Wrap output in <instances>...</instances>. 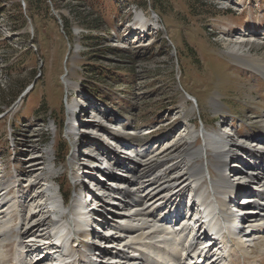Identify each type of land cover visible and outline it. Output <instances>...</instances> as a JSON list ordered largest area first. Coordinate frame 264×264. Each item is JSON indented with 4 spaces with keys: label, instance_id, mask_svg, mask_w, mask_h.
I'll return each mask as SVG.
<instances>
[{
    "label": "rangeland",
    "instance_id": "374dc122",
    "mask_svg": "<svg viewBox=\"0 0 264 264\" xmlns=\"http://www.w3.org/2000/svg\"><path fill=\"white\" fill-rule=\"evenodd\" d=\"M24 1L0 0V182L13 187L18 180L30 179L35 174L33 165L38 163L32 161H44L52 170L47 175L55 196H62L71 206L73 198L81 196L79 182L74 184L72 178L97 160L96 147L113 143L108 133L135 139L136 148L144 150L161 140L156 146L159 152L172 145L177 150L184 144L201 146L202 136L190 137L189 132L202 129L211 134L234 133V137L229 135L232 144L250 138L254 142L251 147L261 148L255 143L264 139V72L230 55L225 43L244 35L253 42L248 48L250 59L264 66V0H158L163 10H156L149 0L146 3L150 5L144 7L143 0H128V9L113 15V32L110 36L98 34L104 39L95 48L82 43L79 34L84 31L62 4L51 8L59 28L45 25L49 44L40 47ZM62 17L71 20L72 26V36L69 40L64 36L65 41L60 36L64 34ZM102 46L114 51L103 52ZM117 48L121 51L115 53ZM102 73L109 78L100 82L96 78ZM93 81H99L106 101L115 103L117 114H124L126 122L121 129L117 123L107 126L100 117L94 120L89 113L84 117L78 113V136L70 132L74 127L69 113L97 105L94 97L82 90L85 83ZM133 128L139 130V138L137 133H129ZM81 142L88 144L86 150ZM209 152L212 156L210 148ZM234 156L245 162L239 153ZM126 159V164L134 161L131 154ZM115 174L111 176L118 179ZM231 175L230 182L236 183ZM97 185L86 184L83 189L94 198L99 196L100 185L110 191L116 184L104 183L102 177ZM109 191H102V199L109 205L116 202L115 209L119 202L111 200ZM29 192L23 184L13 189L19 199ZM111 206L100 209L98 215L108 218L109 227L118 226L117 215L109 211ZM94 217L97 222L103 219ZM104 221L101 226L106 229ZM95 227L100 236L106 234ZM263 236L255 235L246 251L236 253L226 264H264ZM81 245L76 244L74 250Z\"/></svg>",
    "mask_w": 264,
    "mask_h": 264
},
{
    "label": "bare ground",
    "instance_id": "6f19581e",
    "mask_svg": "<svg viewBox=\"0 0 264 264\" xmlns=\"http://www.w3.org/2000/svg\"><path fill=\"white\" fill-rule=\"evenodd\" d=\"M253 33H249L248 36ZM225 44L229 45L230 55L251 63L264 72V66L250 59L248 48L253 44L251 40H246L243 35ZM92 129L94 130V127ZM74 134L80 136L77 132ZM195 134L202 136L201 146L196 147L194 143H190L184 144L183 148L177 150L172 145L159 152L156 146L162 141L158 140L148 149L130 150L133 156L135 153L134 157L138 163L137 166L132 167L122 166V171L126 173L125 179L112 178V182L119 184L115 185L116 191L107 195L114 198L111 200L121 199V201H118L115 209L113 205L116 202L110 204L112 209L109 211L117 215L119 225L117 224L118 226L113 229L107 224L108 218L105 219L103 225L107 232L105 237L108 235L109 237L100 238L99 241L103 242V246L102 242L98 244L92 240L94 243L92 246L81 245L78 250L73 248L76 245L74 239L77 233L82 231V227L90 228L92 223L97 222L94 221V215L102 219L98 211L100 209L105 211V207L110 206L107 201H103L104 198L102 199V193L109 191L104 189V185H100L99 196H95V199L91 198V205L95 207L81 205L77 198H73L71 206H67L62 196L61 199L55 196V188L49 184L50 177L47 175L52 170L44 161L40 163L33 160V163L38 162L32 168L35 174L22 182L17 179L13 187L12 184H7V181H1L0 264H81L82 261L84 264H184L187 260L183 253L191 254L187 240L198 234L196 247L198 243L204 242L201 240L202 235H209L213 230L225 244L224 247L216 250L219 251L218 254L226 256L219 258L218 254H215L210 259L200 256L195 264L201 261L203 263L207 261L205 264H226L227 260H232L236 253L246 251V244L242 239L229 238V228L224 222L228 219L224 210L225 205L221 200L225 197V193L231 190L240 191L243 185L249 186L252 191L246 193L248 199L245 201L248 200V205L252 209L243 214V221L250 222V225H247L251 227L248 240H254L253 237L257 234H264V139L257 140L255 144L261 148H255L251 147L254 142L250 138L232 144L229 135L224 133L211 134L206 133L204 129L200 133L189 132L190 137H195ZM187 137L188 133L182 139ZM80 145L84 149L88 147L86 142H81ZM75 148L76 144L72 148L74 156L72 159L76 155ZM209 148L212 150V156ZM234 153L244 156L245 162L242 158L234 156ZM199 160L202 161L201 164L197 163ZM92 163V166H95L97 162L95 160ZM209 163L213 166L212 169ZM242 166L245 167L244 171L241 169ZM90 172L87 171L91 174ZM36 174L37 178L33 180ZM229 174H233L231 176L237 179L236 183L230 182ZM72 180L75 184L77 177ZM22 184L31 189V192L24 199L22 198L23 200L13 194V189L16 190ZM123 192L124 196L117 198ZM136 199H140V202L131 207ZM85 203L87 201L83 204ZM142 203H145V207ZM160 206L162 209L158 208ZM168 206L178 211L181 209L179 206H182L186 211L175 221L176 224L172 223L170 211H166ZM241 208L242 206H239V209ZM249 214H253V218L247 217ZM197 217L198 220L203 218V223L199 224ZM252 219L255 220L254 222L257 220L258 223H251L249 220ZM39 233L51 234L53 242L50 239L48 242H42L45 239ZM27 237L32 239L25 241ZM79 237L81 238L80 235ZM70 238H72L71 243H69ZM40 242L47 248L42 247ZM80 249H86L93 255L97 252L99 255L95 258H98V263L88 256H80ZM114 254L121 255V261Z\"/></svg>",
    "mask_w": 264,
    "mask_h": 264
},
{
    "label": "trees",
    "instance_id": "16d2710c",
    "mask_svg": "<svg viewBox=\"0 0 264 264\" xmlns=\"http://www.w3.org/2000/svg\"><path fill=\"white\" fill-rule=\"evenodd\" d=\"M24 2V5L25 7H27L31 22L33 24L34 36L37 39V43L40 47H46L49 44V36H47L46 31L43 30L45 28L44 26L50 25L54 28H59L58 22L52 18V7H58V5L60 4L67 7L72 12V18L84 31L79 34L81 36L82 43H85V46L87 45L88 48H95L98 47V45L104 39L102 36H98V34L103 33L110 36L111 31L114 30V28L111 27L115 21L113 15L115 13H120L121 11L128 9L129 5L128 0H25ZM149 2L152 3L153 7L156 8V10H163L162 5H160L159 3L160 1L158 2V0H149ZM142 3L144 7L148 2L146 3V0H143ZM17 7L20 10L21 7ZM21 16L22 14L20 13V17ZM129 17L130 15L127 16V19H129ZM61 19L64 23V34L60 33V36L64 41L66 39L64 36H66L69 40V38H71L72 36L71 20L67 19L66 17H62ZM107 50L109 52L114 51L107 46H102L101 51L105 52ZM115 50V53L121 51L118 50V48ZM107 74H112V72H107ZM97 76L99 78L97 77L96 79H98L100 82L104 81V78H109V75L107 76L103 73ZM117 79L110 78V80L115 81H117ZM99 81L89 82L90 84L85 83L84 86H82V90L86 94L90 93L100 97L102 100H106L107 98L102 93V90H100V86H98Z\"/></svg>",
    "mask_w": 264,
    "mask_h": 264
},
{
    "label": "built area",
    "instance_id": "2783aa9c",
    "mask_svg": "<svg viewBox=\"0 0 264 264\" xmlns=\"http://www.w3.org/2000/svg\"><path fill=\"white\" fill-rule=\"evenodd\" d=\"M95 102L97 103V105H94V106H96V108L97 109H103V107H105L106 109H105V111L107 112V111H109V110H111L109 107H110V105H108V104H101L100 103V101H99V99L97 98V99H95ZM89 129H91V127H89ZM98 131L97 130V128H95L94 127V131ZM90 142V141H89ZM98 142V141H97ZM105 149H107V147H106V145H99L98 147H96L94 150L97 152L96 154L97 155H100L102 152L104 153V152H106L105 151ZM114 172H116V170L114 171ZM118 174H121V175H124V172L120 169V171H118ZM125 177V176H124ZM110 182H112V181H110ZM115 184V183H114Z\"/></svg>",
    "mask_w": 264,
    "mask_h": 264
},
{
    "label": "water",
    "instance_id": "95a60500",
    "mask_svg": "<svg viewBox=\"0 0 264 264\" xmlns=\"http://www.w3.org/2000/svg\"><path fill=\"white\" fill-rule=\"evenodd\" d=\"M21 98V97H20Z\"/></svg>",
    "mask_w": 264,
    "mask_h": 264
}]
</instances>
